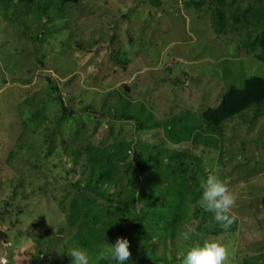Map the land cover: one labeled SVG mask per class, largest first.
I'll return each instance as SVG.
<instances>
[{
  "label": "rangeland",
  "instance_id": "1",
  "mask_svg": "<svg viewBox=\"0 0 264 264\" xmlns=\"http://www.w3.org/2000/svg\"><path fill=\"white\" fill-rule=\"evenodd\" d=\"M222 5L0 0V264H71L67 251L79 240L70 217L87 210L114 244L123 235L110 200L128 199L132 185L144 208L133 227L147 239L131 240L127 264L143 255V264H181L189 245L178 233L192 221L194 242L219 238L232 264H264V104L219 127L203 119L231 87L264 78V0ZM121 114L134 120L113 117ZM121 142L132 151L120 163L111 156L119 171L108 198L98 197L79 158ZM156 156L167 160L149 163ZM138 162L149 177L143 195ZM210 172L229 178L238 197L228 230L209 212L205 223L196 215ZM179 187L188 208L165 235L169 225H156L148 199H170Z\"/></svg>",
  "mask_w": 264,
  "mask_h": 264
},
{
  "label": "trees",
  "instance_id": "2",
  "mask_svg": "<svg viewBox=\"0 0 264 264\" xmlns=\"http://www.w3.org/2000/svg\"><path fill=\"white\" fill-rule=\"evenodd\" d=\"M63 3L78 4L79 0H62ZM217 3L223 4L225 0H216ZM223 6V5H222ZM260 44L264 47V30L263 38ZM264 61V57H262ZM264 104V78L254 77L246 82L243 89H237L231 87L230 90L223 96L221 103L216 108H210L206 110L203 114L204 121L211 127H219L225 121L232 119L242 113H244L248 108L253 106H260ZM67 109H65V113ZM115 119L133 121L134 118L127 114H121L119 116L114 115ZM144 125L138 123V129H143ZM132 151L131 147L125 142H121L119 145H114L101 150L96 151L95 148H89L81 154L80 158H85V163L82 166L83 171L87 173L88 187L87 189L93 191L98 197L108 198V189L112 187L115 183L116 173L119 169L115 163H112L111 156L117 155V161L124 162L129 153ZM150 159V158H148ZM167 158H159L156 156L149 163L153 162L156 165L165 162ZM128 165V164H127ZM138 167L141 172L142 177V188L141 195L145 194L144 188L148 185L149 177L148 173L144 170V164L138 162ZM144 184V185H143ZM170 189V188H169ZM182 188L171 189L172 197L167 199V197L158 196L150 197L148 203H150L155 208L151 209V212L156 218V225L165 228V235H172L177 227L179 220L181 219V214L186 211V202L183 197ZM101 197V198H102ZM128 199L120 200L117 203L110 200L115 204V211L117 215V220L114 224L118 226V232H120L123 237L127 238L130 242L133 239L145 240L147 239V234L143 231L136 230L133 226L138 221H143L144 208H139L140 198L137 195V187L134 189L133 185L130 192L128 193ZM196 215L200 217V222H206L209 213L202 211L199 206L195 209ZM80 218V219H79ZM204 218V219H202ZM72 226L76 229V234L79 240V244L87 249H92L95 247L96 243H102L110 239L103 236L95 224L99 222V214L97 211L87 210L83 212L80 216L70 217ZM78 221V224H77ZM216 235V234H215ZM95 243V245H94ZM150 260L148 256L143 255L139 260V264H143Z\"/></svg>",
  "mask_w": 264,
  "mask_h": 264
},
{
  "label": "clouds",
  "instance_id": "3",
  "mask_svg": "<svg viewBox=\"0 0 264 264\" xmlns=\"http://www.w3.org/2000/svg\"><path fill=\"white\" fill-rule=\"evenodd\" d=\"M229 178L210 172L199 185V199L196 204L212 214L214 222L222 229L228 230L237 221L234 211L237 207V195L231 189ZM179 238L189 247L181 257V264H232L234 253L219 238L205 239L202 244L194 242L198 236L196 222L185 224L179 230ZM71 264H127L131 258L130 241L125 237H117L114 244L99 246L93 252L82 245L75 244L68 249Z\"/></svg>",
  "mask_w": 264,
  "mask_h": 264
},
{
  "label": "water",
  "instance_id": "4",
  "mask_svg": "<svg viewBox=\"0 0 264 264\" xmlns=\"http://www.w3.org/2000/svg\"><path fill=\"white\" fill-rule=\"evenodd\" d=\"M247 54H246V51L245 50H242V52H241V57H245Z\"/></svg>",
  "mask_w": 264,
  "mask_h": 264
}]
</instances>
